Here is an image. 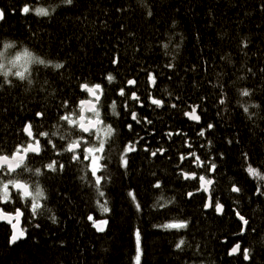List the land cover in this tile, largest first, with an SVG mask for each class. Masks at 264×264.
I'll use <instances>...</instances> for the list:
<instances>
[{
	"label": "trees",
	"instance_id": "16d2710c",
	"mask_svg": "<svg viewBox=\"0 0 264 264\" xmlns=\"http://www.w3.org/2000/svg\"><path fill=\"white\" fill-rule=\"evenodd\" d=\"M24 4L49 8L50 15H22ZM0 8L5 11L0 51L11 43L14 52L27 49L48 65L31 64L24 81L10 76L11 83H5L0 75V154L11 155L17 144L27 143L22 132L26 122L33 124L34 133L59 127L53 141L61 149L65 141L60 135L68 133L70 126L59 117L89 97L81 90L84 83L101 85L103 95L96 106L101 125L115 129L105 138L107 171L98 173L106 175L101 185L104 197L80 179L81 166L69 165L68 154L54 156L41 139L45 151L41 157L30 153L26 163L35 168L56 159L58 164L65 163V170L46 171L30 180V174L23 173L31 185L39 183L46 197L34 219L14 191L15 203L0 204L7 212L21 208L22 228L26 229L25 237L11 244V226L0 223V264H136L137 229L141 233L140 264H264V197L254 195L258 183L264 190V182L246 171L251 164L264 174V0H73L72 5L61 0H0ZM117 57L119 62L113 64ZM56 63L64 67L53 68ZM149 72L156 76L154 88L147 82ZM109 73L115 77L112 83L106 80ZM128 79L137 84L125 88L126 97L135 91L144 107L128 100L129 112H125L126 97L117 93ZM243 88L252 95L241 97ZM149 90L164 101L163 108L149 106ZM220 98L226 100L224 105L219 104ZM113 100L119 116L110 108ZM65 101L67 109L61 107ZM173 103L176 109L170 107ZM197 104L199 124L182 114ZM249 105L259 107H249L245 113L243 107ZM132 110L140 124L131 120ZM36 112H44V117H37ZM143 117L152 124H146ZM128 123L133 132L128 131ZM208 123L214 129L198 137L196 133ZM177 129L187 133L192 149L184 145L183 137L173 135L168 140L164 136ZM136 133L144 139L124 169L119 154L128 140L139 139ZM144 146L149 152L142 150ZM161 146L167 149L164 155L152 157L150 152ZM189 151L205 161L215 157L213 202L218 196L225 206L223 214H217L214 207L205 210L202 192L187 197L197 182L184 181L176 165L179 154ZM181 168L207 175L190 160ZM88 179H92L90 173ZM157 180L161 189L152 187ZM232 184L241 187V192L232 193ZM130 191L140 204L139 211ZM161 195L174 202L153 207ZM97 199L107 201L108 213L101 214ZM237 211L248 220L245 229ZM52 215L55 223L49 218ZM88 215L97 221L106 219L105 230L97 231ZM173 220H187L188 227L179 231L155 227ZM180 239L185 244L178 249ZM237 243L240 252L230 257L229 250ZM245 249L249 260L244 259Z\"/></svg>",
	"mask_w": 264,
	"mask_h": 264
},
{
	"label": "snow or ice",
	"instance_id": "6c2138e0",
	"mask_svg": "<svg viewBox=\"0 0 264 264\" xmlns=\"http://www.w3.org/2000/svg\"><path fill=\"white\" fill-rule=\"evenodd\" d=\"M63 4L72 5L73 0H61ZM55 9L53 8V11ZM22 15H28L30 12H34L38 17H48L50 15L49 8L46 7H35L32 8L29 4H24L23 7L20 9ZM151 15V12H149ZM5 20V11L4 9L0 8V21ZM247 47V45H244ZM13 47L11 43H5L3 48L5 50ZM165 48L168 45H164ZM6 59L4 52H0V70L5 69V63L3 62ZM119 62V58H114L112 60L113 64H117ZM8 63L12 64L13 67L17 68L15 73H12L11 69H8L4 72V78L6 79L8 75H14L19 77L21 81H23L26 77V73L30 75L29 72V65L31 64H38V65H45L48 66L45 60L40 59L39 57H34L27 49H24L22 53H18L14 59L9 60ZM49 64L51 62H48ZM167 67H172L171 64L166 65ZM55 69H61L64 67L63 64L56 63L52 65ZM251 71V69H249ZM264 71V69H262ZM115 77L109 73L106 76V80L109 83L114 81ZM147 82L151 87L156 86V76L152 73H148L147 75ZM11 83V82H9ZM29 83L31 81L29 80ZM137 81L135 79H128L126 80L124 86L119 88L117 95L119 97H126L125 88L129 86H135ZM81 90L90 94L89 99H84L79 102V106L76 110H72L69 113L61 115L59 120L65 122L66 126H70V130L66 134L60 135V140L65 141L64 145L61 149H58L57 144L53 141V137L57 136L60 131V128L57 127L56 131H44L40 130L37 133L33 131V124L31 122H26L22 128V132L24 136L27 138V143L17 144L11 154V156L7 154H0V204H8V203H15L13 199V191L16 193V196L19 200L24 204L26 208L30 209L31 216L34 219L41 209L44 208L42 204V199H46L44 190L40 187L39 183H36L34 186L30 184L29 180L31 177H39L44 174V172H63L65 170V163L60 162L56 159H50L47 163H41L40 167H30L28 163H26L28 155L31 153L35 157H41L42 152L45 151V146L41 144V139H44L45 145L49 148L54 156L60 157L67 155V162L69 165L76 164L80 167V170L84 173L80 179L82 181L88 182L92 187L95 188L98 197H104L105 193L101 190L102 183L106 180V175H100L98 173L107 171V164L103 163L104 160L108 159L105 155V138L111 137L115 132V129L112 128L111 125H108L106 128L103 129L105 133V137H101L98 133L101 129L97 128L96 126L101 124L102 121L99 119L100 112L97 110L96 104L99 103L100 94H102V88L100 84H94L89 86V84L84 83L81 86ZM239 95L241 97H250L252 93L247 88L240 89ZM179 99V97H177ZM128 100L134 101L139 104L140 107H144V104L141 102V97L137 95L135 91L131 92V95L126 97L123 102V108L125 112H129V104ZM148 100L150 101V107L155 106L156 108H163L164 101L162 99L155 98L151 91H148ZM95 101V102H94ZM219 104L224 105L226 100L224 98L219 99ZM87 105V111L91 113V117L86 118L85 115L82 114V109L80 106ZM61 107L68 108L69 105L65 101ZM170 107L172 109H176L177 105L175 103L171 104ZM249 107H259V105H249L244 106L243 111L245 113H249ZM110 108L112 113L116 116H119V113L116 112L117 104L116 101L113 100ZM189 110L183 111V116L186 117L188 120L200 123L201 116L197 114V109L200 108V105H189ZM219 115V113H217ZM37 117H44V112H36ZM78 117V118H74ZM130 118L132 121H135L136 124L141 123V119L138 118V114L136 111H130ZM143 120L146 124H152V121L148 119V117H143ZM126 127L129 132H133V125L131 123L126 124ZM215 125L213 123H208L207 128H201L196 135L200 138H204L206 131L214 129ZM135 135L139 136L138 133ZM150 135H154V133H150ZM173 135L177 137H183V143L188 149H192L193 145L189 143L187 138L186 132H181L177 129L174 133L171 131L164 132V136L171 140ZM94 137L93 142L90 144V139ZM143 136H139V139L135 140H128L127 143L124 144L123 148L119 154V164L120 167L127 169L129 166V155L132 153H136L138 151L137 145L140 144V141L143 140ZM229 144L232 143V140L228 141ZM212 141L208 140L207 145L211 146ZM205 144L201 143L200 148H204ZM144 152H149V148L144 146L142 149ZM165 149L163 146L156 148L150 152L152 157L157 156L159 153L161 156L164 155ZM221 158H223V153L219 154ZM170 159V157H169ZM244 159L247 160V154H244ZM185 160H190L191 164L194 168L197 169H204L205 174H197L196 171H185L184 168H181V165L184 164ZM215 157L209 158L207 161L201 159V156L198 155L195 151H189L187 154L180 153L179 154V163L176 165L177 169H179V176L184 181H196L197 187L194 191H188L186 193L187 197L191 199L198 193H204L206 195V200L203 205L205 209L214 207L215 212L217 214L224 213V204L220 202L219 197H215V201L213 202V185L215 184V180L211 178L212 174L216 173L217 171V164L214 162ZM23 169L22 171H18ZM247 173L255 178L258 182H264V174L258 171L256 168L252 167L249 164L246 168ZM27 172L30 174L29 180L23 179V173ZM91 174V180L88 179V174ZM155 189H161L162 184L159 180H157L153 185ZM241 187L237 186L236 184H232L230 187V191L232 193H240ZM128 195L131 197L132 201L135 203L136 196L134 192L130 191ZM254 195L264 197V190H262L260 184L258 183ZM163 201V203H161ZM174 202V198L172 200H165L164 196L161 195L157 199V203L153 205V207H166L168 204ZM96 204L98 206L99 211L101 214L108 213L110 209L107 207V201L101 203L99 199H97ZM135 207L137 211L140 210V204L135 203ZM48 211H51L48 209ZM24 216V211L21 208H15L12 213H5L3 208H0V220H6L8 224L12 227V234L10 237V243L15 244L19 239L23 238L26 233V229H19L18 225L21 221V218ZM236 216L242 222L244 226L248 224V220L245 219L238 211L236 212ZM53 223L56 222V218L54 215L49 217ZM87 219L92 221V225L96 228L97 231L103 232L105 229L103 226L108 224V221L100 220L97 221L94 219L92 215H88ZM15 220V223H13ZM103 225V226H102ZM39 227V224L36 225ZM155 227H160L165 230H172L175 229L177 231L181 229H186L188 227L187 220H173L168 223H164L161 225H155ZM244 229H241V233L243 234ZM135 240H136V250L137 255L135 257L136 264H140L141 258V250H140V242H141V233L140 230L137 229L135 232ZM185 244L184 239H180L176 244V248H181ZM240 249V244L237 243L229 252V255H233L237 253ZM244 259L249 260L250 257L248 255V250L245 249L244 251Z\"/></svg>",
	"mask_w": 264,
	"mask_h": 264
},
{
	"label": "water",
	"instance_id": "95a60500",
	"mask_svg": "<svg viewBox=\"0 0 264 264\" xmlns=\"http://www.w3.org/2000/svg\"><path fill=\"white\" fill-rule=\"evenodd\" d=\"M1 22V21H0ZM102 88V87H101ZM89 95V97L88 98H86V99H89V98H91L90 97V94H88ZM102 95H103V89H102V94H100V100H101V98H102ZM84 100V99H83ZM99 100V101H100ZM95 102V101H94ZM98 104H96V106H97ZM81 109H82V114L83 115H85V117L87 118V113H89L88 111H87V109H88V106L87 105H84V106H81ZM190 111V110H189ZM197 112H198V109H197ZM197 114H199V113H197ZM200 115V114H199ZM193 122V121H192ZM194 123H196V122H194ZM200 123H201V121H200ZM196 124H199V123H196ZM98 126V125H97ZM96 126V127H97ZM9 156H11V155H9ZM210 208H208V209H205V210H209ZM5 213H12V212H7V211H4ZM2 222H5L6 223V225L8 224V222L6 221V220H0V223H2ZM13 223H15V220H13ZM8 225H10V224H8ZM11 226V225H10ZM103 226V225H102ZM247 226V225H246ZM246 226H242L244 229L246 228ZM23 225H22V218H21V221H20V223H19V225H18V228L19 229H21V230H23ZM103 227H105V226H103ZM11 230H12V227H11ZM26 234V233H25ZM25 237V236H24ZM23 237V238H24ZM10 239V238H9ZM240 244V243H239ZM236 245V244H235ZM234 245V246H235ZM233 246V247H234ZM232 247V248H233ZM232 248H230V250L232 249ZM230 250H229V252H230ZM240 252V249H239V251L237 252V253H235V254H233V255H230V257L231 256H235V255H237L238 253Z\"/></svg>",
	"mask_w": 264,
	"mask_h": 264
},
{
	"label": "rangeland",
	"instance_id": "374dc122",
	"mask_svg": "<svg viewBox=\"0 0 264 264\" xmlns=\"http://www.w3.org/2000/svg\"><path fill=\"white\" fill-rule=\"evenodd\" d=\"M0 52H4V54H5L6 59L3 61L4 63H7L9 60L14 59L15 56H16L18 53H22V51H19V50H16V51L14 52L13 50H11V48H9V49H7V50H5V49L3 48ZM34 57H35V56H34ZM40 59H43V58H40ZM43 60H45V59H43ZM28 67H30V65H29ZM27 75H28V73H26V76H27ZM87 116H90V117H91V113H88ZM87 118H88V117H87ZM98 128L101 129V131H100L98 134H101V132L104 133V132L102 131V126H100V127H98Z\"/></svg>",
	"mask_w": 264,
	"mask_h": 264
},
{
	"label": "clouds",
	"instance_id": "9594fccd",
	"mask_svg": "<svg viewBox=\"0 0 264 264\" xmlns=\"http://www.w3.org/2000/svg\"><path fill=\"white\" fill-rule=\"evenodd\" d=\"M12 60V59H11ZM8 69H11V71H12V73H15L16 71H17V68H15V67H13V65L12 64H10V63H5V69L4 70H0V75H2V76H4V72L5 71H7ZM10 76H14V75H8L7 76V78L5 79V83H9V82H11L8 78L10 77ZM14 77H16V76H14ZM17 79H19V77H16ZM28 79V77L26 76L25 77V79L24 80H27ZM20 80V79H19ZM23 80V81H24Z\"/></svg>",
	"mask_w": 264,
	"mask_h": 264
},
{
	"label": "flooded vegetation",
	"instance_id": "af4514ba",
	"mask_svg": "<svg viewBox=\"0 0 264 264\" xmlns=\"http://www.w3.org/2000/svg\"><path fill=\"white\" fill-rule=\"evenodd\" d=\"M87 115H88V113H87ZM87 117H90V116H87ZM100 119V118H99ZM100 126H102L101 124H99L98 126H97V128L98 127H100ZM103 129H104V127L102 126V131H103ZM101 137H105V133H102L101 132V134H99ZM93 140H94V137L92 138ZM105 142H106V139H105Z\"/></svg>",
	"mask_w": 264,
	"mask_h": 264
}]
</instances>
